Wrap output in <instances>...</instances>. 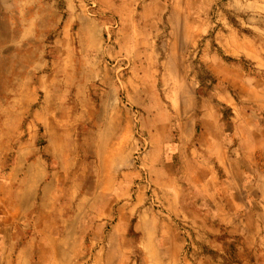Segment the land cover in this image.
Listing matches in <instances>:
<instances>
[{"label":"rangeland","instance_id":"rangeland-1","mask_svg":"<svg viewBox=\"0 0 264 264\" xmlns=\"http://www.w3.org/2000/svg\"><path fill=\"white\" fill-rule=\"evenodd\" d=\"M34 3L41 53L15 51L17 77L0 78L3 100L14 92L0 105V154L30 142L35 158H57L47 211L57 201L66 229L38 245L33 226L14 228L0 185V264L249 262L234 248L227 262L212 254L234 237L263 250L264 0H73V46L51 29L67 0ZM40 94L41 133L25 117ZM97 111L115 133L99 142L87 131Z\"/></svg>","mask_w":264,"mask_h":264},{"label":"crops","instance_id":"crops-1","mask_svg":"<svg viewBox=\"0 0 264 264\" xmlns=\"http://www.w3.org/2000/svg\"><path fill=\"white\" fill-rule=\"evenodd\" d=\"M36 1L37 0H0V53H5L3 59L0 60V78L13 81V79L17 77L15 74L16 67L13 68L14 70H11L14 73H9L7 71L11 63V54H13L15 51L22 52L23 50V52L35 53V55L37 53H41V50L36 51L35 48H33L34 44L31 42V38L32 36L37 35L38 26L35 23L32 24V19L28 14L32 4H35L34 2ZM67 2L69 7L67 8L69 10L67 14L68 16L66 14L62 15L58 13V10H56L55 20H57V17L61 15V21L58 27L56 26L51 29L56 31L58 43L61 42L66 45L68 44L73 46V42L77 34V22H81L82 18H80L79 15H76L73 9L71 10V8H73L71 5L73 4V0H67ZM19 18L20 21L18 20ZM36 21L37 20H35V22ZM91 25L93 26L94 24L91 22ZM95 28L93 29L94 42L97 43L96 34L98 33V29L96 26ZM52 30L46 31L51 33L53 32ZM31 64L32 61L26 62V64H20L18 67H24L25 69H28L31 67ZM44 72L48 73L46 68H44L41 73L38 71L36 73L38 74V78H40L43 74H46ZM7 82L9 83V81H6V83ZM10 84L13 85L14 83L10 82ZM13 93L14 92H10V94L7 95L8 97L5 101L0 95V105L5 103L7 104L13 98ZM43 95L44 94H40L37 102H33L31 104L29 112L25 115L26 122H28V124L30 122L36 121L35 118L37 119V126L40 128V133L44 130V122H46L45 112L39 109V107L42 105L41 102L44 101ZM98 113L99 112L97 111L95 116L92 117V122H88L87 131H94V133L96 132V141L99 142L101 141L102 137H104L105 133L109 137L113 136L115 133H113L112 127H110V132H103L105 123L103 124L102 120H98V117L100 116ZM4 116L5 115L0 109V118ZM38 118L44 119H42L40 122ZM95 121L98 123V130H95L96 127L92 126ZM115 127L116 126H114V128ZM118 142L121 143L120 141ZM125 143V141L122 142V145H125ZM23 145V148H19V150L15 149V153L8 155L7 159H5L4 156H1L0 154V185L7 187L9 191L8 200L12 205L14 213L17 214V217L13 221L14 228L22 229V221L24 224L33 226L36 230L37 243L38 245H42L44 242L58 237L59 230L66 229L63 226L64 224L60 222L61 219L60 216H58L59 206L56 205L57 201L55 199L54 200L56 202L52 205L51 209L47 211L48 200L52 196H56L55 191L52 190V186H54L56 183L54 173L59 170V161L55 156L50 154L44 155L43 153H40V156L35 158L34 146L30 142H25ZM28 149L32 150L31 155L29 156H27L25 152V150ZM11 155L13 156L12 159L10 157ZM4 167H7V169H3ZM22 173H24V175L23 179L20 181V176ZM20 215H22V218L21 220H18ZM71 230L72 229H70V232L67 231V234L71 233ZM18 236H20V233ZM165 240L166 243L170 244V262L179 261L181 252H174V254L173 251L175 250V243L172 242L171 238L169 237L165 238ZM247 246L252 249L248 244ZM258 248L261 247L257 246V249Z\"/></svg>","mask_w":264,"mask_h":264},{"label":"trees","instance_id":"trees-1","mask_svg":"<svg viewBox=\"0 0 264 264\" xmlns=\"http://www.w3.org/2000/svg\"><path fill=\"white\" fill-rule=\"evenodd\" d=\"M233 242H231V245H228V243L223 242L222 243L220 241V246L219 248H215V249H211L212 254L214 255H218V257L220 256V260H223V262H227V255H228V251L230 248H234L235 252L237 253H241L244 254L246 253L249 256V262H238V264H264V251L261 249H257L255 250V252L250 249L246 244L241 245L239 242L241 241L240 238L238 237H234L232 238ZM207 250V249H206ZM206 255H204L203 257H201L202 259L205 258ZM219 259H213V261H216ZM206 262L209 263V260L206 259Z\"/></svg>","mask_w":264,"mask_h":264}]
</instances>
